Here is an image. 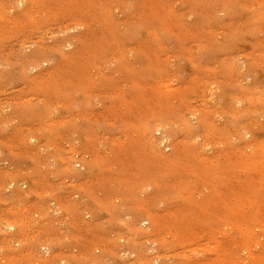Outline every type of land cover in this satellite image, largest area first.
Listing matches in <instances>:
<instances>
[{"label":"rangeland","instance_id":"rangeland-1","mask_svg":"<svg viewBox=\"0 0 264 264\" xmlns=\"http://www.w3.org/2000/svg\"><path fill=\"white\" fill-rule=\"evenodd\" d=\"M0 264H264V0H0Z\"/></svg>","mask_w":264,"mask_h":264},{"label":"bare ground","instance_id":"bare-ground-1","mask_svg":"<svg viewBox=\"0 0 264 264\" xmlns=\"http://www.w3.org/2000/svg\"><path fill=\"white\" fill-rule=\"evenodd\" d=\"M64 43V42H63ZM56 44V43H55ZM47 61V60H46ZM108 62V61H107ZM183 114V113H182ZM158 123V122H157ZM65 165V164H64Z\"/></svg>","mask_w":264,"mask_h":264}]
</instances>
